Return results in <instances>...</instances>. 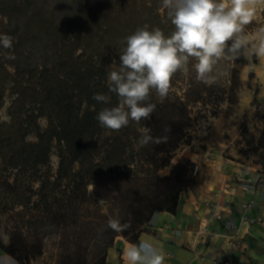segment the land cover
<instances>
[{
    "label": "trees",
    "instance_id": "trees-1",
    "mask_svg": "<svg viewBox=\"0 0 264 264\" xmlns=\"http://www.w3.org/2000/svg\"><path fill=\"white\" fill-rule=\"evenodd\" d=\"M145 25L166 36L174 30L161 0H0V35L12 37L11 48L0 44V111L7 94L13 96L9 120L0 116V212H28L43 205L27 221L42 233L72 222L77 202L99 210L101 233L95 234L92 220L84 232L91 255L77 256L75 251L59 264H106L117 237L138 242L157 213H176L182 193L197 184V168L190 160L175 165L170 175L157 172L179 147L178 138L172 137L186 135L188 104L182 98L119 131L102 128L96 119L103 108L117 106L108 73L120 66L125 38ZM233 60L237 66L230 93L236 95L242 84L240 67L248 61L245 51ZM253 60L257 63L258 57ZM182 73L174 74L170 84ZM94 94L109 95L111 102H97ZM41 117L48 120L44 130L38 125ZM144 127L154 139L161 137L156 144L138 146ZM32 133L37 141L28 140ZM54 143L60 158L56 174L50 168ZM248 147L264 173V131ZM104 206L108 213L100 214ZM113 215L130 225L127 230L118 233L108 227ZM35 241L31 245L25 233L13 232L8 244L0 240V245L30 264L42 254L39 234Z\"/></svg>",
    "mask_w": 264,
    "mask_h": 264
},
{
    "label": "clouds",
    "instance_id": "clouds-1",
    "mask_svg": "<svg viewBox=\"0 0 264 264\" xmlns=\"http://www.w3.org/2000/svg\"><path fill=\"white\" fill-rule=\"evenodd\" d=\"M174 30L170 35L147 25L127 36L126 46L119 55L118 70L108 73L109 92L118 97L117 106L105 107L96 116L100 126L110 131L127 127L130 121L139 123L151 118L156 105L150 102L154 91L162 102L169 94L170 82L178 71L188 73L189 64L196 79L212 84L218 62L238 57L248 51L249 38L245 27L264 0H161ZM249 54L264 58V28L255 36ZM4 48L12 47V37L0 35ZM97 102L108 104L111 97L94 94ZM151 129H141L139 147L153 142ZM108 227L123 232L130 226L111 218ZM127 264H163L164 256L148 242L130 244L124 250Z\"/></svg>",
    "mask_w": 264,
    "mask_h": 264
},
{
    "label": "rangeland",
    "instance_id": "rangeland-1",
    "mask_svg": "<svg viewBox=\"0 0 264 264\" xmlns=\"http://www.w3.org/2000/svg\"><path fill=\"white\" fill-rule=\"evenodd\" d=\"M260 28H264V3L257 5L253 21L245 27V33L250 41L249 49L245 51L248 61L247 64L239 66L242 84L236 95L230 93L232 70L237 66L231 57H225L218 62L214 71L216 79L212 84L196 79L192 67L195 63L193 60L189 64L188 73L183 72L170 84L169 94L162 102L154 91L151 93L150 102L154 103L156 108L169 100L179 98L188 104V125L184 130L186 135L181 140L179 134L178 137H172V139L178 138L179 147L172 152L171 161L166 166L158 168L159 175H170L173 167L178 163L186 160L193 162L198 160L199 156L211 153L221 154L225 159L237 162L239 165L260 168L259 158L248 151L250 147L248 142L254 138L257 141L264 131V58L258 57V62L255 63L254 54H249ZM12 98L11 94H7L6 106L0 111L3 121L9 120L7 109ZM175 122L177 126V119ZM38 125L42 130L46 129L48 126L46 117L39 118ZM166 136L169 137V134L167 133ZM160 138L153 139L152 143L156 144ZM28 140L37 141V135L30 134ZM58 147L54 143L50 162L53 174H56L60 162ZM246 198L253 199L247 196ZM77 206L78 215L71 219L72 222L68 221L63 228L52 226L43 230L42 233L35 232L27 221L31 220L32 214H35L38 208L42 209L43 205L32 206V211L28 212H22L23 208L2 211L0 212V240L8 244L13 232L25 233L28 242L32 245L39 234L42 238V254L33 259L30 264H59L66 254L75 251L77 256H84L86 253L91 255L92 249L86 248L84 232H86L85 227L88 226L87 220H92L95 223L92 226L95 234L101 233L99 210L86 201L77 202ZM101 212L107 214V207L104 206L100 214ZM114 217L113 215L112 218Z\"/></svg>",
    "mask_w": 264,
    "mask_h": 264
},
{
    "label": "crops",
    "instance_id": "crops-1",
    "mask_svg": "<svg viewBox=\"0 0 264 264\" xmlns=\"http://www.w3.org/2000/svg\"><path fill=\"white\" fill-rule=\"evenodd\" d=\"M193 162L197 168V184L182 193L176 213H157L138 242L117 237L108 250L106 264H127L124 250L141 241L152 244L162 253L163 264H264V223H253L257 215L264 218V190L246 195L241 184L234 181L230 191L220 192L230 182V175L255 168L239 165L214 153L199 156ZM246 196L254 199L255 207L249 220L242 222L240 204L247 200ZM205 201L212 209L202 204ZM214 209L224 213L225 220L212 221L211 228L215 234L199 240L203 219L210 217ZM232 225L239 227V245L235 250L231 240ZM0 264L22 263L0 245Z\"/></svg>",
    "mask_w": 264,
    "mask_h": 264
},
{
    "label": "built area",
    "instance_id": "built-area-1",
    "mask_svg": "<svg viewBox=\"0 0 264 264\" xmlns=\"http://www.w3.org/2000/svg\"><path fill=\"white\" fill-rule=\"evenodd\" d=\"M196 173H197V169L195 170V174ZM229 180L230 182L227 183V187L220 192L230 191L232 189V184L234 181L241 184L242 189L246 193V195H250V194L254 195L264 190V173L259 169L247 170V172H241L236 175L235 174L230 175ZM202 204L205 207H209L212 209V206L208 201L202 202ZM240 207H241V221L247 222L249 220L250 213L254 211L255 201L254 199L245 200L242 202V204H240ZM214 220L224 221L225 220L224 213L217 212L216 209H214L213 214L210 217H205L203 219L204 225L202 226L198 234L199 240H203L215 234L214 230L211 228V223ZM253 223L257 225L263 224L264 219L262 218V216L257 215L254 217ZM232 229L234 231L233 234L231 235L232 236L231 240H232V246L235 250L236 248H238L239 245V241L237 240L239 227L236 225L234 226L232 225Z\"/></svg>",
    "mask_w": 264,
    "mask_h": 264
}]
</instances>
